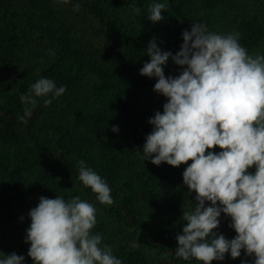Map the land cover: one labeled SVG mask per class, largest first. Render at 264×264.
I'll use <instances>...</instances> for the list:
<instances>
[{"label":"trees","instance_id":"16d2710c","mask_svg":"<svg viewBox=\"0 0 264 264\" xmlns=\"http://www.w3.org/2000/svg\"><path fill=\"white\" fill-rule=\"evenodd\" d=\"M155 2L166 8L153 24ZM193 22L238 34L250 55H264V0H0V253L33 264L30 210L42 196H80L97 209L93 234L122 264H200L175 255L183 212L195 204L182 178L188 165L155 166L138 153L152 131L148 120L167 102L153 91L156 79L140 75L150 60L144 53L155 38L175 55ZM164 71L182 70L170 59ZM41 77L66 92L49 105L51 97L23 102ZM80 161L106 180L112 205L83 186ZM230 223L222 214L216 230L229 240L237 235ZM242 261L253 264L243 251L212 264Z\"/></svg>","mask_w":264,"mask_h":264},{"label":"clouds","instance_id":"9594fccd","mask_svg":"<svg viewBox=\"0 0 264 264\" xmlns=\"http://www.w3.org/2000/svg\"><path fill=\"white\" fill-rule=\"evenodd\" d=\"M165 8L166 2L151 4L147 19L163 21ZM182 40L173 55L153 38L144 53L150 60L140 70L141 76L156 79L153 91L167 102L148 120L152 131L138 153L155 166L188 165L183 183L189 195L196 194L193 209L183 212L175 255L212 264L226 255L240 258L243 251L253 264H264V55H250L238 34L209 31L202 23L193 22ZM170 59L182 70L178 76L165 75ZM65 92L41 77L21 100L35 104L36 98L51 97L44 100L49 105ZM78 178L100 204H113L106 180L84 161ZM96 212L80 196L40 197L28 213L25 238L33 264H122L110 246L102 245V235L93 234ZM222 214L237 234L231 240L216 231ZM0 264H25V257L0 253Z\"/></svg>","mask_w":264,"mask_h":264}]
</instances>
